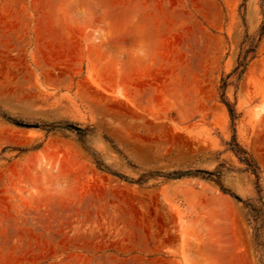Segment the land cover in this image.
Returning <instances> with one entry per match:
<instances>
[{"label":"rangeland","instance_id":"rangeland-1","mask_svg":"<svg viewBox=\"0 0 264 264\" xmlns=\"http://www.w3.org/2000/svg\"><path fill=\"white\" fill-rule=\"evenodd\" d=\"M0 264H264V0H0Z\"/></svg>","mask_w":264,"mask_h":264},{"label":"trees","instance_id":"trees-1","mask_svg":"<svg viewBox=\"0 0 264 264\" xmlns=\"http://www.w3.org/2000/svg\"><path fill=\"white\" fill-rule=\"evenodd\" d=\"M263 33V32H262ZM239 65V64H238ZM226 106H227V108H228V111H229V113H230V116H232V110L230 109V107H229V105L226 103L225 104ZM7 119H9V118H7ZM10 121H12V123H16V124H20L21 122H16V121H14V120H10ZM231 144V149H232V151L235 153V155H237L238 156V159L240 160V161H242V162H245V164L247 163V158L245 157V156H243V155H246L245 154V152L242 150V149H240L239 148V146H238V144L236 143V141H235V139H234V137L232 138V143H230ZM242 153H243V155H242ZM189 172H185V171H178V172H172V173H169V174H167V176H171V177H175V176H181V175H184V174H188ZM207 175H212V173L211 172H205ZM222 189V191L223 192H227V190L226 189H224V188H221Z\"/></svg>","mask_w":264,"mask_h":264}]
</instances>
